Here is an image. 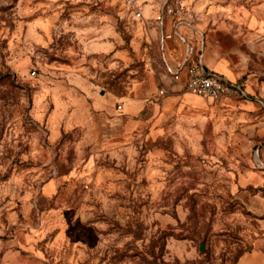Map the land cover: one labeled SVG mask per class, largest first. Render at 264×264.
<instances>
[{"label":"rangeland","instance_id":"obj_1","mask_svg":"<svg viewBox=\"0 0 264 264\" xmlns=\"http://www.w3.org/2000/svg\"><path fill=\"white\" fill-rule=\"evenodd\" d=\"M143 21L122 0H0V264H240L261 251L264 137L246 136L247 154L169 125L106 139L75 124L62 89L88 77L120 105L160 59ZM90 40L109 49L89 53Z\"/></svg>","mask_w":264,"mask_h":264},{"label":"crops","instance_id":"obj_2","mask_svg":"<svg viewBox=\"0 0 264 264\" xmlns=\"http://www.w3.org/2000/svg\"><path fill=\"white\" fill-rule=\"evenodd\" d=\"M162 1L145 0L143 19L158 38L160 59L142 83L137 81L131 95L123 98L121 110L113 101L115 97L106 91L102 95L88 77L73 83L72 92L62 89L72 99L75 124L87 127L90 136L106 139L134 136L135 130L147 126L154 132L161 125H169L174 127L175 136H232L235 151L249 154L253 146L243 144L249 140L246 136L264 137V6L250 12L205 2L195 5L196 0H190L187 8L195 14L191 25L183 18H166L161 24L157 15ZM87 45L92 50L89 53L109 49L100 47L96 40ZM188 46L199 53L208 73L240 84L245 96L213 101L187 93L186 72L177 82L171 70L186 59ZM161 90L164 96L159 94ZM218 145L224 146L221 141ZM259 153L264 170V147ZM257 183H264V176H259ZM256 250L261 251L247 254L240 264H264V258L257 263L262 259L264 242Z\"/></svg>","mask_w":264,"mask_h":264},{"label":"built area","instance_id":"obj_3","mask_svg":"<svg viewBox=\"0 0 264 264\" xmlns=\"http://www.w3.org/2000/svg\"><path fill=\"white\" fill-rule=\"evenodd\" d=\"M128 11L135 19H144V9L147 5L145 0H122ZM190 0H163L161 9L157 15V21L163 24L166 18H183L191 25L195 19L193 11L187 8ZM186 72L187 81L185 91L189 94L205 97L218 101L223 97L245 96L240 84L229 82L219 75L211 74L206 68L193 47H187V57L177 63L175 70H171L173 79L181 81L182 73ZM35 74V73H33ZM121 110L122 106L119 105Z\"/></svg>","mask_w":264,"mask_h":264},{"label":"water","instance_id":"obj_4","mask_svg":"<svg viewBox=\"0 0 264 264\" xmlns=\"http://www.w3.org/2000/svg\"><path fill=\"white\" fill-rule=\"evenodd\" d=\"M201 251H203L204 249H203V246H201V249H200Z\"/></svg>","mask_w":264,"mask_h":264}]
</instances>
